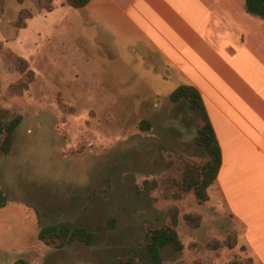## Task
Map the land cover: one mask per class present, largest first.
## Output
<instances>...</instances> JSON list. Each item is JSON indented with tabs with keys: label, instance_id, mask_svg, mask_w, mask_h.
I'll return each mask as SVG.
<instances>
[{
	"label": "rangeland",
	"instance_id": "obj_1",
	"mask_svg": "<svg viewBox=\"0 0 264 264\" xmlns=\"http://www.w3.org/2000/svg\"><path fill=\"white\" fill-rule=\"evenodd\" d=\"M38 6L4 0L0 9V120L23 116L8 154L0 134V190L9 202L0 208V247L7 249L0 264H151L148 229L168 224L173 206L181 210L185 249L167 247L163 264L247 260L238 244L212 248L238 242L232 222L207 215L199 234L183 220L202 214L195 197L174 198L183 161L207 159L196 143V116L186 102L170 100L180 83L152 74L140 47H77L66 33L43 43L39 23L24 33L16 25L20 9L35 16ZM29 71L34 79L25 89ZM39 218L43 226H86L98 242L49 248L38 239Z\"/></svg>",
	"mask_w": 264,
	"mask_h": 264
},
{
	"label": "crops",
	"instance_id": "obj_2",
	"mask_svg": "<svg viewBox=\"0 0 264 264\" xmlns=\"http://www.w3.org/2000/svg\"><path fill=\"white\" fill-rule=\"evenodd\" d=\"M52 6H38L22 31L39 23L43 43L66 33L77 47H140L152 74L201 93L223 164L209 202L199 205V234L207 215L229 220L238 247L253 264H264V19L248 12L246 0H92L79 10L54 0Z\"/></svg>",
	"mask_w": 264,
	"mask_h": 264
},
{
	"label": "trees",
	"instance_id": "obj_3",
	"mask_svg": "<svg viewBox=\"0 0 264 264\" xmlns=\"http://www.w3.org/2000/svg\"><path fill=\"white\" fill-rule=\"evenodd\" d=\"M3 1L1 0L0 9L3 11ZM23 4L25 0H17ZM54 0H39L41 8L52 11ZM92 0H67V4L77 10L85 8ZM246 7L252 15L264 19V0H246ZM2 15V12L0 11ZM34 13L27 9L21 10L16 22L17 27L23 29L27 27V20L32 19ZM0 43V49H2ZM19 60V59H17ZM20 61V60H19ZM23 62V61H22ZM27 67L22 68L25 71ZM26 72V71H25ZM28 77L26 87L33 81L34 73L27 72ZM173 103L186 102L190 110L197 118V136L196 143L207 153V159L202 162L185 160L182 164V176L177 181L178 192L174 198L181 199L187 195H193L197 203L202 206L209 202V189L218 178L220 169L223 164L222 149L216 137L213 125L207 112L201 93L193 86L181 85L170 96ZM23 116L15 115L12 119L4 122L0 120V134L3 135L2 150L8 154L13 146L14 133L21 125ZM141 130L148 131L151 125L143 121L140 126ZM8 205V199L0 190V208ZM180 208L173 206L170 208V221L162 226H151L147 232L146 251L151 264H163V252L167 247L172 248L173 252H182L185 247L181 241L178 225L180 221ZM183 220L192 229H198L202 225L203 215L200 213H188L183 215ZM114 219L111 220L110 226H114ZM38 239L45 246L52 249H62L67 245L75 242L83 243L87 246H94L98 242L99 235L86 226L76 225L69 221L58 224L43 226L39 218ZM238 242L235 238L233 243L228 241L220 243L216 241L212 248L218 250L223 246L229 249H235ZM129 264L132 259H129ZM253 260L248 258L242 260L237 257L230 264H253ZM14 264H35L27 259H18Z\"/></svg>",
	"mask_w": 264,
	"mask_h": 264
},
{
	"label": "flooded vegetation",
	"instance_id": "obj_4",
	"mask_svg": "<svg viewBox=\"0 0 264 264\" xmlns=\"http://www.w3.org/2000/svg\"><path fill=\"white\" fill-rule=\"evenodd\" d=\"M183 126H184V125H183ZM194 128H195V127H194V126H192V127H190V130H191V131H193V130H194Z\"/></svg>",
	"mask_w": 264,
	"mask_h": 264
}]
</instances>
